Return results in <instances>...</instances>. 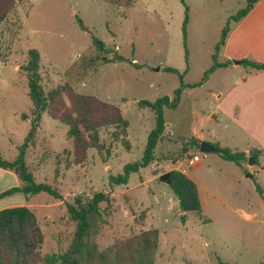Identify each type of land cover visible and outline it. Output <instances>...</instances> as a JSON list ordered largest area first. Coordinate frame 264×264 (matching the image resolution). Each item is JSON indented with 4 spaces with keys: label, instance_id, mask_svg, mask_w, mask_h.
I'll return each mask as SVG.
<instances>
[{
    "label": "rangeland",
    "instance_id": "obj_1",
    "mask_svg": "<svg viewBox=\"0 0 264 264\" xmlns=\"http://www.w3.org/2000/svg\"><path fill=\"white\" fill-rule=\"evenodd\" d=\"M183 1L23 0L15 1L0 23L3 160L16 159L18 146L31 128L32 103L27 75L22 70L31 49L40 54L41 85L46 92L69 85L77 94L116 105L129 122L130 151L112 141L113 129H105L100 135L111 151L107 161L90 149L83 165L67 168V162L74 159L68 127L43 115L27 161L37 182L57 188L62 199L41 193L27 202L25 195L18 193L0 202V206H28L35 212L44 236L42 255L66 251L71 243L75 224L68 215L67 203L80 194L91 197L103 192L110 195L111 215L95 237L100 250L156 229V264H264V202L255 190V183L261 180L246 178L249 172L240 179H223L217 166L191 170L186 164L195 155V126L200 128L202 122L208 138L225 132L223 123L208 119L216 106L211 93L217 79L210 74L204 81V73L213 65L223 30L235 27L237 22L232 17L247 7L248 0ZM8 6L5 4L2 10ZM187 15L185 47L183 25ZM94 38L104 42L109 52H98ZM164 67L187 71L185 84L202 82L204 86L184 89L178 108L165 110L170 136L165 134L160 140L154 162L131 174L128 184L112 186L110 176L124 174L127 165L142 161L149 133L156 126L154 112L140 108L138 102L173 98L181 86L179 75L165 72ZM23 115L29 119L24 120ZM171 170L187 172L211 191L200 213L180 211L173 191L160 181ZM20 185L13 172L0 168V193Z\"/></svg>",
    "mask_w": 264,
    "mask_h": 264
},
{
    "label": "trees",
    "instance_id": "obj_2",
    "mask_svg": "<svg viewBox=\"0 0 264 264\" xmlns=\"http://www.w3.org/2000/svg\"><path fill=\"white\" fill-rule=\"evenodd\" d=\"M15 1L23 0H0V23L6 20ZM181 1L184 4V1ZM259 1L248 0L247 7L240 10L232 19L239 22L249 14ZM5 4L9 6L2 10ZM186 12H188V7H186ZM187 25L188 15L183 25L185 47ZM230 31L229 26L223 30L221 40L215 47L213 65L204 73V81L217 69L228 68L236 63L245 68L264 71V63L247 58L238 61L229 60L224 63L218 62V54L225 45ZM93 46L98 52H109L106 44L96 38L93 39ZM185 54L189 67L187 48H185ZM117 58L119 61L123 60L121 57ZM114 60H107V62ZM40 68L41 57L39 52L35 49L29 50L27 63L22 67V70L27 75L28 96L32 103L31 128L24 142L18 146V156L14 161L3 160L0 151V168L13 172L21 185L1 193L0 200L18 193L24 194L27 202L31 197L41 193L48 194L56 200L62 199L57 188L47 183L37 182L35 171L27 161L28 151L35 144L44 114L68 127V138L73 140L74 159L67 162V168H71L72 165H83L88 159L90 149H95L99 156L104 159V162L107 161L111 151L102 142L100 135L101 131L105 129H113L111 133L113 142L120 143L126 151H130L132 148L128 137L129 122L116 105L101 101L93 96L77 94L69 85L46 92L41 85ZM163 70L179 75L181 86L175 90L173 98L165 96L154 102L146 100L138 102L140 108H149L154 112L156 126L149 133L142 161L127 165L124 174L110 176L112 186L128 184L131 174L139 172L141 168L148 167L154 162L160 140L165 134L170 136L169 126L166 124L164 116L165 110L178 108L184 89L202 86V82L185 84L183 77L187 71L180 73L172 67H164ZM22 118L24 120L29 119L27 115H23ZM192 144L196 148H200L201 142L192 139ZM213 146L215 153L225 161L242 166L247 160V154L244 152L222 147L219 144H213ZM259 154L253 150L250 152V156L253 158L259 157ZM169 187L178 199L180 211L183 214L202 211L198 188L185 174L179 171H171ZM256 190L264 200V189L257 183ZM110 207V195L103 192H96L91 197L84 194L76 196L72 203L66 205L68 215L75 224L71 243L66 251L47 255L40 253L44 236L38 218L31 208L17 206L1 210L0 264H156L159 251V232L156 229L147 230L129 239L117 241L104 250L98 248L95 237L107 224V217L111 215Z\"/></svg>",
    "mask_w": 264,
    "mask_h": 264
},
{
    "label": "crops",
    "instance_id": "obj_3",
    "mask_svg": "<svg viewBox=\"0 0 264 264\" xmlns=\"http://www.w3.org/2000/svg\"><path fill=\"white\" fill-rule=\"evenodd\" d=\"M219 54L223 57L221 61L218 56L219 63L246 58L264 63V0H260L246 17L236 23ZM242 68L244 67L241 65L233 64L228 68L217 69L211 74L212 78L217 79L216 86L211 93L216 99V106L208 119L218 125L223 123L221 129L223 128L225 132L217 135L213 133L208 138L201 122L200 128L195 126L192 138L212 146L219 144L222 147L244 152L247 154V160L242 166H239L234 162L223 160L215 152L208 153L202 155L201 162L191 167V170H209L212 166H217L223 179H227L229 176L240 179L242 175L249 172L253 177L251 180H261V185L257 184L264 189V71ZM252 150L260 154L259 157L255 158L256 164L249 165ZM193 151H195V155L200 152L196 147ZM229 164H234L236 167L232 168ZM255 168L258 170L255 171ZM179 171L196 184L203 205L204 198L211 194V191L203 181L195 177L192 178L185 171ZM247 175L246 178H248ZM201 183L203 184L202 187ZM8 207L6 205L0 206V211ZM249 218L252 219L253 216H249ZM261 223L264 225V215Z\"/></svg>",
    "mask_w": 264,
    "mask_h": 264
},
{
    "label": "water",
    "instance_id": "obj_4",
    "mask_svg": "<svg viewBox=\"0 0 264 264\" xmlns=\"http://www.w3.org/2000/svg\"><path fill=\"white\" fill-rule=\"evenodd\" d=\"M236 65H238V63H236ZM200 152L201 153H204V154H208V153H214L215 152V148L214 146H212L211 144L209 143H206V142H202L201 145H200ZM249 165H254L256 164V160L255 158H250L249 160ZM248 178L252 179V175L248 174L247 175ZM160 181L169 185L170 184V173H166V174H163L161 177H160Z\"/></svg>",
    "mask_w": 264,
    "mask_h": 264
},
{
    "label": "built area",
    "instance_id": "obj_5",
    "mask_svg": "<svg viewBox=\"0 0 264 264\" xmlns=\"http://www.w3.org/2000/svg\"><path fill=\"white\" fill-rule=\"evenodd\" d=\"M201 155H193L192 157L188 158L187 161H186V164L189 166V167H194L196 164L200 163L201 162Z\"/></svg>",
    "mask_w": 264,
    "mask_h": 264
}]
</instances>
